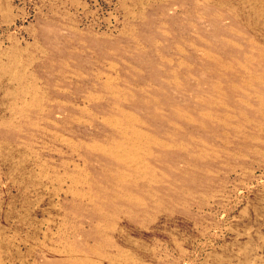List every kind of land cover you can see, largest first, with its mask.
Here are the masks:
<instances>
[{"label":"rangeland","instance_id":"374dc122","mask_svg":"<svg viewBox=\"0 0 264 264\" xmlns=\"http://www.w3.org/2000/svg\"><path fill=\"white\" fill-rule=\"evenodd\" d=\"M263 66L264 0H0V264H264Z\"/></svg>","mask_w":264,"mask_h":264},{"label":"bare ground","instance_id":"6f19581e","mask_svg":"<svg viewBox=\"0 0 264 264\" xmlns=\"http://www.w3.org/2000/svg\"><path fill=\"white\" fill-rule=\"evenodd\" d=\"M205 1V0H204ZM243 2V1H242ZM261 2V1H260ZM243 4V3H242ZM255 5V4H254ZM250 6V5H249ZM201 7V6H200ZM242 7V6H241ZM254 15V14H253ZM247 17V16H246ZM251 19V18H250ZM209 37V36H208ZM232 37V36H231ZM203 40V39H202ZM191 45V44H190ZM179 46V45H178ZM163 47V46H162ZM196 48V47H195ZM250 51V49H249ZM215 53V52H214ZM153 56V55H152ZM156 56V55H155ZM202 56V55H201ZM235 57V56H234ZM203 62V61H202ZM155 63V62H154ZM166 64V63H165ZM225 65V64H224ZM248 65V64H247ZM250 65V64H249ZM157 66V65H156ZM222 67V66H221ZM242 67V66H241ZM246 67V66H245ZM250 67V66H249ZM264 67V66H263ZM262 67V68H263ZM135 68V67H134ZM247 68V67H246ZM251 68V67H250ZM254 69V66L252 67ZM257 68V67H256ZM249 69V68H248ZM260 69V68H259ZM70 70V69H69ZM231 71V70H230ZM239 71V70H238ZM241 71V69H240ZM138 72V71H137ZM232 72V71H231ZM226 73V72H225ZM235 73V72H234ZM80 74V73H79ZM242 74V73H240ZM254 74V73H252ZM255 74H258V73H255ZM254 74V75H255ZM262 74V73H261ZM243 76V75H242ZM241 76V77H242ZM245 76V75H244ZM250 76V75H249ZM248 76V77H249ZM264 76V75H263ZM247 77V78H248ZM245 78V77H244ZM254 78V77H253ZM262 78V77H261ZM144 79V78H143ZM152 79V78H151ZM234 79V78H233ZM243 79V78H242ZM246 80V79H245ZM251 80V79H250ZM255 80V78H254ZM253 80V81H254ZM264 80V79H263ZM232 81V80H231ZM252 81V80H251ZM236 82V81H235ZM243 82V81H242ZM238 83V81H237ZM253 83V82H252ZM142 84V83H141ZM190 84V83H189ZM233 84V83H232ZM240 85V83H238ZM247 84V83H246ZM137 85V84H136ZM237 85V84H236ZM255 85V84H254ZM219 86V85H218ZM247 86V85H246ZM249 86V85H248ZM84 87V86H83ZM254 87V86H253ZM234 88V87H233ZM241 88V87H240ZM261 88V87H260ZM39 89V88H38ZM118 89V88H117ZM232 89V88H231ZM255 89V88H254ZM212 90V89H211ZM235 90V89H234ZM248 90V89H247ZM213 91V90H212ZM218 91V90H217ZM230 91V90H229ZM232 91V90H231ZM238 91V90H237ZM253 91V90H252ZM186 92V91H185ZM228 92V91H227ZM233 92V91H232ZM240 92V91H239ZM259 92V91H258ZM257 92V93H258ZM264 92V91H263ZM133 93V92H132ZM138 93V92H137ZM33 94V93H32ZM230 94V93H229ZM238 94V93H237ZM242 94V93H241ZM251 94V93H250ZM256 94V93H255ZM85 95V94H84ZM116 95V94H115ZM231 95V94H230ZM263 95V94H262ZM238 96V95H237ZM245 96V95H244ZM37 97V96H36ZM235 98V96L233 97ZM238 98V97H237ZM241 98V97H240ZM263 98V97H262ZM226 99V98H225ZM231 99V98H230ZM242 99V98H241ZM87 100V99H86ZM122 100V99H121ZM235 100V99H234ZM258 100V99H257ZM262 101V100H260ZM259 101V102H260ZM159 102V101H158ZM258 102V103H259ZM226 103V102H225ZM240 103V102H239ZM214 104V103H213ZM174 105V104H173ZM223 105V104H222ZM225 105V116H223V125L225 127V130H224V135H225V143L228 142H232L233 144H235L236 146H238V148L240 147H244V148H251V146L253 144H256V143H252L254 140H260L262 138V135H263V132H264V111H262L261 109L264 108V102L263 103H259V104H255V103H251V102H248L245 106H246V109H241L242 107L239 106V104L236 102V100L233 102V104H224ZM170 107V106H169ZM211 108V107H210ZM81 109V108H80ZM113 109V108H112ZM218 109V108H217ZM176 110V109H175ZM264 110V109H263ZM122 111V110H121ZM159 111V110H158ZM162 111V110H161ZM172 111V110H171ZM170 111V112H171ZM207 111V110H205ZM210 111V109H209ZM222 111V109H221ZM124 112V111H122ZM173 112V111H172ZM175 112V111H174ZM173 112V114H174ZM178 112V110H177ZM80 114V113H79ZM123 114V113H122ZM178 114V113H177ZM180 114V113H179ZM188 114V113H187ZM223 114V113H222ZM121 115V114H120ZM154 115V114H152ZM215 115V114H214ZM261 115L263 119H260L258 116ZM84 116V115H83ZM127 116V115H126ZM129 116V114H128ZM197 116V115H196ZM119 117V116H118ZM161 117V116H160ZM179 117V116H178ZM214 117V116H213ZM27 118V117H26ZM120 118V117H119ZM155 118V117H154ZM157 117L154 119L156 120ZM165 119V118H164ZM220 120V118H218ZM125 120V119H124ZM162 120V119H161ZM168 120V118H167ZM218 120V121H219ZM213 121V120H212ZM102 122V121H101ZM188 122V121H187ZM159 123V122H158ZM173 123V122H172ZM171 123V125H173ZM213 123V122H212ZM220 123V122H219ZM50 124V123H49ZM155 124V123H154ZM160 125H162L161 123H159ZM175 124V123H174ZM128 125V124H127ZM149 125V124H148ZM156 125V124H155ZM220 125V124H219ZM132 126V125H131ZM147 126V125H146ZM154 126V125H153ZM164 126V125H163ZM169 127V126H168ZM221 127V126H220ZM121 128V127H120ZM133 128V127H131ZM140 128V127H139ZM171 128V127H170ZM153 129V128H152ZM216 129V128H215ZM137 130V128H136ZM150 130V129H148ZM157 130V129H156ZM161 129H159L160 131ZM86 131V130H85ZM121 131V130H120ZM129 131V130H128ZM144 131V130H143ZM154 131V130H153ZM162 132V131H161ZM170 132V131H169ZM176 132V130H175ZM163 133V132H162ZM219 133V132H217ZM116 134V133H115ZM120 134V133H119ZM134 134V133H133ZM136 134V133H135ZM134 134V135H135ZM166 134V133H164ZM233 134V135H231ZM176 135V134H175ZM72 136V135H71ZM123 136V135H122ZM148 136V135H147ZM222 136V135H221ZM174 137V136H172ZM219 137V136H218ZM146 138V137H145ZM148 138V137H147ZM151 138V137H150ZM149 138V139H150ZM153 138V137H152ZM117 139V138H116ZM128 139V137H127ZM141 139V138H140ZM138 140V139H137ZM144 140V139H143ZM146 140V139H145ZM108 141V140H107ZM156 141V140H155ZM163 141V140H162ZM171 141V140H170ZM174 141V140H173ZM128 142V140H127ZM223 142V141H222ZM236 142V143H235ZM258 142V141H257ZM107 143V142H106ZM110 143V142H109ZM126 143V142H125ZM164 143V142H163ZM174 143V142H173ZM4 144V143H3ZM90 144V143H89ZM175 144V143H174ZM95 145V144H94ZM93 145V146H94ZM126 145L124 144L123 140L121 139H117L116 141V144L115 145H109V146H106L104 145L103 146V151L104 152H107V154L109 155V159L111 161H115L117 162L118 164H120L121 162V159L123 158L122 155L118 152V149L122 148L123 149V146ZM161 145V144H160ZM225 145V144H224ZM70 146V145H69ZM159 146V145H158ZM164 146V145H163ZM176 146V144H175ZM228 146V145H227ZM258 146V145H256ZM90 146H87L88 149ZM140 147V146H139ZM171 147V146H170ZM255 147V146H254ZM94 148V147H93ZM160 148V147H159ZM166 149V148H165ZM164 149V150H165ZM175 149V148H174ZM181 149L186 152V153H190V149H189V146L187 144H184L182 145ZM251 149H254V148H251ZM250 149V150H251ZM238 150V149H237ZM240 150V149H239ZM243 150V149H242ZM249 150V151H250ZM124 151V150H123ZM177 151V150H176ZM181 150H179L180 152ZM244 151V150H243ZM204 149L203 147H198V152H194V153H191V155L194 154V156H198V157H206V155L204 156ZM177 153V152H176ZM123 154V153H122ZM178 154V153H177ZM185 154V153H184ZM207 154V153H205ZM179 155V154H178ZM189 155V156H191ZM218 156V155H216ZM220 156V155H219ZM228 157H231V158H244L246 155L244 152H238V151H235V152H228L227 154ZM226 156V157H227ZM181 160H183V162L185 163V166L188 167L191 165V160H188L186 158V156H183V155H180L179 157H177ZM207 158V157H206ZM218 158V157H217ZM178 159V163H179V160ZM200 159V158H199ZM196 160V159H195ZM219 161V160H218ZM123 162V161H122ZM183 163V164H184ZM229 164V163H228ZM244 164V163H243ZM122 165V164H121ZM125 165V163H124ZM119 166V165H118ZM123 166V165H122ZM185 167V169H186ZM204 167V166H203ZM236 167V165H235ZM64 168V167H63ZM106 168V167H105ZM152 168V167H151ZM174 168V167H173ZM232 168V167H231ZM100 169V168H99ZM116 169V168H115ZM231 170V169H230ZM106 171V170H105ZM117 171V170H116ZM115 171V172H116ZM122 171V170H121ZM77 172V171H76ZM108 173V172H107ZM119 174H114L111 175V177H115L113 180V182H111V187H110V191L114 192V194H116V196L118 198H122V195L120 196V194L122 193H118V188L115 187V186H120V181H123L124 180V175L121 174L120 172H118ZM179 175L181 176H184L186 175V171H184V169H181L179 172ZM189 174V173H188ZM110 175V174H109ZM178 176V175H177ZM107 178V176H106ZM182 178V177H181ZM111 179V178H110ZM184 179V178H183ZM109 180V179H108ZM197 182V181H196ZM208 184V183H207ZM187 185V184H185ZM189 186V185H188ZM175 187V186H174ZM106 197V196H105ZM115 197V196H114ZM113 198V196L111 197V199ZM184 199V198H183ZM117 200V199H116ZM115 200V201H116ZM119 200V199H118ZM221 200V199H220ZM122 201V200H121ZM124 201V200H123ZM109 202V201H108ZM233 203V202H232ZM109 204V203H108ZM113 205V203H111ZM73 205V204H72ZM254 205V204H253ZM119 206V205H118ZM114 207V205H113ZM120 207V206H119ZM122 207V206H121ZM206 210V209H205ZM93 211V210H92ZM98 211V210H97ZM110 212V211H109ZM112 212V211H111ZM95 213V212H94ZM98 213V212H97ZM100 213V212H99ZM263 213V212H262ZM112 214V213H111ZM103 216V215H102ZM259 216V215H258ZM103 226V225H102ZM103 228V227H102ZM70 229V228H69ZM104 229V228H103ZM98 230V228H97ZM95 232V231H94ZM153 232V231H152ZM240 233V232H239ZM12 234V233H11ZM69 234V233H68ZM99 236V233H95V237H94V243L95 245H101L103 242H101L98 238ZM105 236V235H104ZM62 237V236H61ZM66 237V236H65ZM69 238V237H67ZM44 239V238H43ZM109 239V238H108ZM66 240V239H65ZM248 240V239H247ZM92 241V240H91ZM59 242V241H58ZM93 243V244H94ZM88 245V244H87ZM86 245V246H87ZM69 246V245H68ZM83 246V245H82ZM48 247V246H47ZM90 247V246H89ZM127 247V246H126ZM87 248V247H86ZM47 249V248H46ZM90 249V248H89ZM92 250V249H91ZM68 251V250H67ZM74 253V252H73ZM82 253V252H81ZM92 254V253H91ZM109 254V253H108ZM75 255V254H74ZM79 255V253H78ZM80 256V255H79ZM84 259V258H83ZM65 260V259H64ZM72 260V259H71ZM150 260V259H149ZM4 261V260H3ZM78 264V262H77ZM120 264V263H119Z\"/></svg>","mask_w":264,"mask_h":264}]
</instances>
